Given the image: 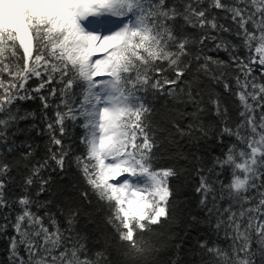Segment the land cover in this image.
<instances>
[{
	"label": "snow or ice",
	"instance_id": "6c2138e0",
	"mask_svg": "<svg viewBox=\"0 0 264 264\" xmlns=\"http://www.w3.org/2000/svg\"><path fill=\"white\" fill-rule=\"evenodd\" d=\"M36 100L43 128L27 107ZM33 132L48 137L35 163ZM164 142L191 163L203 216L157 236L177 220ZM0 154L27 169L10 202L13 165L0 155V212H15L0 223V264H181L173 251L202 225L200 264H264V0H0ZM72 168L114 246H89L75 203L53 211L27 194L47 190L45 170Z\"/></svg>",
	"mask_w": 264,
	"mask_h": 264
},
{
	"label": "trees",
	"instance_id": "16d2710c",
	"mask_svg": "<svg viewBox=\"0 0 264 264\" xmlns=\"http://www.w3.org/2000/svg\"><path fill=\"white\" fill-rule=\"evenodd\" d=\"M220 55L223 57L224 54L221 53ZM29 83L34 87L36 82L30 81ZM216 90L220 93L226 106H228L230 110H233L234 97H231L228 93H226L222 85L218 86ZM163 106L164 98H161L156 103V108L160 113V115L157 116V119H160L163 115ZM27 107L37 113L36 124L38 127L43 128L44 125L40 119L39 101H29L27 102ZM74 135L77 137L80 135L79 129L75 131ZM31 136V142L35 148V157L32 163H35L36 161H41L44 158L45 145L48 137L47 135L37 136L35 132L31 133ZM20 139H23V137ZM17 143H19V140ZM157 151L158 166H175L178 171V175L171 179V185L175 193L174 215L177 217V220L166 222L164 225L160 226L157 236H163V234L168 233L169 230L174 232L181 227L179 224L180 220L187 221L191 218V216L202 217L203 213L198 207L199 195L195 192V186L198 183V178L195 177L192 172L191 163L185 160L176 159L174 155L176 151L175 146L169 145L166 142L162 143L161 147ZM215 151L219 153L222 149L216 148ZM0 155L3 156V159L13 165L8 177L6 178L7 187L5 190L7 199L11 202L17 197L25 194L23 177L26 175L27 169L23 164H20L19 166L16 165V157L14 155ZM42 175L45 179H47L49 175L52 177L47 190L39 197H36V192L38 191L39 186L37 183L28 190V195L41 202L45 200H52L53 204L50 205V207L53 211H55L58 205L69 202L75 203L81 207V216L78 221L79 230L89 236V246L93 248V250H96L104 245L105 239H110L112 245H115L116 239L112 235V229L104 222L105 211L97 203L96 199L91 196V193H89L90 203L88 200H84L81 197V192L85 190L86 185H84L75 168H72L62 174L51 172V170L48 169L45 170ZM40 214H43V209L40 210ZM4 215L14 217L15 212L10 210L0 212V223H4ZM9 234H11V229H9ZM181 235H183L182 232ZM208 235L209 233L203 225L199 229H193L190 234V239L183 245V251L179 253L173 251L172 258L179 259L181 264H200V257L194 251V245L198 237L204 238ZM153 239H156V237L154 236ZM6 247V239H0V261H5L7 258ZM109 251L112 253V257L115 258L117 255L115 248L110 247ZM164 258L168 259L169 257L165 255Z\"/></svg>",
	"mask_w": 264,
	"mask_h": 264
}]
</instances>
